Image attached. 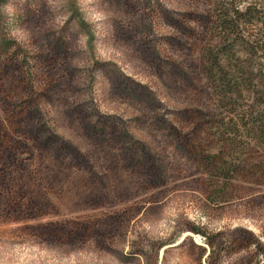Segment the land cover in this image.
<instances>
[{
	"label": "rangeland",
	"instance_id": "1",
	"mask_svg": "<svg viewBox=\"0 0 264 264\" xmlns=\"http://www.w3.org/2000/svg\"><path fill=\"white\" fill-rule=\"evenodd\" d=\"M213 1L0 0V264H264V142L218 128L202 73Z\"/></svg>",
	"mask_w": 264,
	"mask_h": 264
},
{
	"label": "trees",
	"instance_id": "2",
	"mask_svg": "<svg viewBox=\"0 0 264 264\" xmlns=\"http://www.w3.org/2000/svg\"><path fill=\"white\" fill-rule=\"evenodd\" d=\"M262 0H214L210 40L201 54L202 73L214 99L219 129L249 130L264 142V15ZM0 35V61L12 43ZM248 131V132H249ZM220 148V146H219ZM216 157V158H215ZM217 155H202L203 164L220 169ZM233 162V159H232ZM231 162V163H232ZM231 163H220L230 171ZM219 168V169H218Z\"/></svg>",
	"mask_w": 264,
	"mask_h": 264
}]
</instances>
